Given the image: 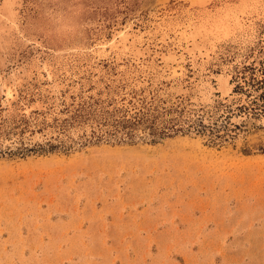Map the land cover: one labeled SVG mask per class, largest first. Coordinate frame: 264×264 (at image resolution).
I'll use <instances>...</instances> for the list:
<instances>
[{"label":"rangeland","instance_id":"rangeland-1","mask_svg":"<svg viewBox=\"0 0 264 264\" xmlns=\"http://www.w3.org/2000/svg\"><path fill=\"white\" fill-rule=\"evenodd\" d=\"M0 264H264V0H0Z\"/></svg>","mask_w":264,"mask_h":264}]
</instances>
